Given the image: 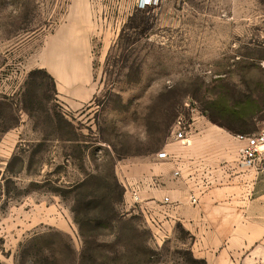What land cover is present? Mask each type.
Masks as SVG:
<instances>
[{"label":"rangeland","instance_id":"374dc122","mask_svg":"<svg viewBox=\"0 0 264 264\" xmlns=\"http://www.w3.org/2000/svg\"><path fill=\"white\" fill-rule=\"evenodd\" d=\"M66 9H90L95 25L96 96L77 110L62 105L46 74L32 82L31 71L50 75L43 65L60 64L25 59L41 54V41L18 46L46 21L56 27ZM22 79L4 100L1 91ZM30 96L31 113L23 103ZM0 98V136H8L0 143V264H77L83 242L60 187L110 159L124 186L129 163L182 146L174 139L179 118L190 125L189 147L208 126L242 145L239 134L264 128V0H159L144 10L135 0H0ZM124 188L123 221L141 233L100 237L97 263L199 264L189 231L173 222L156 239L132 187Z\"/></svg>","mask_w":264,"mask_h":264},{"label":"crops","instance_id":"0c3cea01","mask_svg":"<svg viewBox=\"0 0 264 264\" xmlns=\"http://www.w3.org/2000/svg\"><path fill=\"white\" fill-rule=\"evenodd\" d=\"M52 26L46 21L22 37L18 46L41 41V54L36 51L25 59L60 63L53 69L47 64L43 67L54 78L62 105L77 110L89 103L97 90L91 10L66 9L62 21ZM55 45L60 52L48 53ZM23 79L14 89L1 91L4 100H13ZM214 130L208 126L205 134L193 138L194 147L173 145V150L168 149L174 155L171 159L129 163L121 181L128 192L129 186L140 192L142 202L137 205L145 215L157 216L168 228L173 222L181 223L189 231L195 258L206 264H264V151L256 165L243 166L239 155L242 143L216 135ZM6 138L5 132L0 143ZM176 169H180L179 176L173 174ZM190 193L198 196L197 203L189 201ZM165 196L173 202L163 204ZM175 204L177 211L168 212Z\"/></svg>","mask_w":264,"mask_h":264},{"label":"trees","instance_id":"16d2710c","mask_svg":"<svg viewBox=\"0 0 264 264\" xmlns=\"http://www.w3.org/2000/svg\"><path fill=\"white\" fill-rule=\"evenodd\" d=\"M39 73H44L51 79L53 93H56L54 78L42 68L30 72L29 76L32 82L34 75ZM41 86L42 83H36L35 89H39ZM23 103L26 110L31 113L35 107L32 96L24 99ZM58 122L73 130L75 128L74 123L63 115L58 116ZM114 163V160L110 159L104 166L87 172L79 182L59 189L63 198L69 197L71 200L73 219L78 225L83 242L77 264H98L93 248L98 245L100 237L112 235L116 241L121 237L119 232L124 229L131 232L129 236L131 239L139 237L141 233L137 226L127 225L123 221L126 215L121 211L120 206L124 202L125 188L117 178ZM115 259L116 257L113 258V260ZM191 261L206 264L205 260L195 258L193 254Z\"/></svg>","mask_w":264,"mask_h":264},{"label":"built area","instance_id":"2783aa9c","mask_svg":"<svg viewBox=\"0 0 264 264\" xmlns=\"http://www.w3.org/2000/svg\"><path fill=\"white\" fill-rule=\"evenodd\" d=\"M158 3L159 0H135V6L140 10L148 9ZM177 125L179 128L174 132V139L180 142L182 145H186L189 140L187 133L189 131L190 125H182L181 118L177 120ZM238 138L241 141H244V144L239 148L241 165L246 167H252L256 165V163L260 159L262 152L264 151V128L256 133H241L238 135ZM173 157V153H171L169 150L161 149L160 151L156 152L155 155H148L147 157H145V161H153L156 158L171 159ZM173 174L175 176H179L180 169H176ZM205 182L206 180L204 179L202 186L203 184H205ZM131 197L135 204H140L142 202L141 194L138 190H132ZM189 201L191 203H197L198 196L195 193H190ZM172 202L173 201L170 199L169 196H165L163 198V204L165 205H169ZM177 208V204L172 205L170 209L168 208V212H171V210L177 211ZM145 217L146 220L153 226V228L156 229L154 230L155 238L160 240L165 239L168 234L163 221L157 216L152 215L151 213H147Z\"/></svg>","mask_w":264,"mask_h":264}]
</instances>
